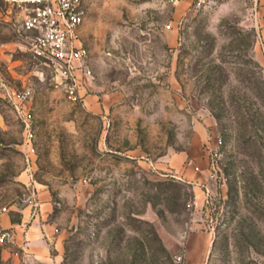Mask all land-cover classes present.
<instances>
[{"label":"rangeland","instance_id":"rangeland-1","mask_svg":"<svg viewBox=\"0 0 264 264\" xmlns=\"http://www.w3.org/2000/svg\"><path fill=\"white\" fill-rule=\"evenodd\" d=\"M85 1L84 99L0 18V78L29 89L37 148L29 177L0 98V214L29 224L52 194L63 248L44 264H264V2Z\"/></svg>","mask_w":264,"mask_h":264},{"label":"built area","instance_id":"built-area-1","mask_svg":"<svg viewBox=\"0 0 264 264\" xmlns=\"http://www.w3.org/2000/svg\"><path fill=\"white\" fill-rule=\"evenodd\" d=\"M88 17L85 0H0V18L28 39L31 55L55 70L61 83L74 99H84L87 86L93 77L90 51L84 45L82 27ZM31 93L27 88H15L0 78V98L10 102L24 123L22 146L26 172L33 177L37 148L33 128V114L27 103ZM212 167L217 171V153L213 154ZM38 195V190L35 191ZM41 203H35V212ZM26 230V224H24ZM12 229H0V242H14ZM182 260V256H178Z\"/></svg>","mask_w":264,"mask_h":264},{"label":"crops","instance_id":"crops-1","mask_svg":"<svg viewBox=\"0 0 264 264\" xmlns=\"http://www.w3.org/2000/svg\"><path fill=\"white\" fill-rule=\"evenodd\" d=\"M190 160L194 162V159ZM187 172L192 173L194 169L189 167ZM40 199L41 211L29 219V224L25 216L22 222H14L9 212L0 214V229H12L15 232V241L1 247L0 264H44L53 260L51 248L56 250V255L61 253L63 240L58 228L59 217L52 213L55 201L49 191L41 192ZM201 238H206L204 233L191 235L188 239L189 248L199 246L198 239Z\"/></svg>","mask_w":264,"mask_h":264}]
</instances>
